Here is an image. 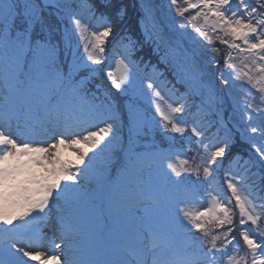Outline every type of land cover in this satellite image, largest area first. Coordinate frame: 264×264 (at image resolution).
<instances>
[{"label": "snow or ice", "instance_id": "6c2138e0", "mask_svg": "<svg viewBox=\"0 0 264 264\" xmlns=\"http://www.w3.org/2000/svg\"><path fill=\"white\" fill-rule=\"evenodd\" d=\"M134 7L139 37L122 0H0V264H264V0Z\"/></svg>", "mask_w": 264, "mask_h": 264}, {"label": "rangeland", "instance_id": "374dc122", "mask_svg": "<svg viewBox=\"0 0 264 264\" xmlns=\"http://www.w3.org/2000/svg\"><path fill=\"white\" fill-rule=\"evenodd\" d=\"M123 2L125 1H129L127 3V5L129 4L130 7H128L129 9V15H128V18H127V23L130 24V26H134V30H137V27H139L136 23V20H137V17H138V12L136 10V7H134V5L136 4V0H122ZM156 2L160 3L162 2V0H156ZM248 2L250 4L254 3V1L252 0H248ZM162 18V17H161ZM82 19L83 21L86 23L87 26H89V30L91 31L92 29H96V30H99V26L98 24H94V23H90L88 21V17L86 16V14H84L82 16ZM177 19H179V17H177ZM119 27V25L117 26ZM189 32H191V29H189ZM194 35V33H193ZM136 36L139 37V32L137 31L136 33ZM87 38H90L88 36V34L86 33V39ZM78 39V38H77ZM219 46V45H217ZM141 55H145L146 57H148L149 59L151 60H157V57L154 56L152 54V51H151V46L148 45V44H145L144 47H143V50L141 52H139ZM208 55H213V53L209 52ZM118 58V57H117ZM222 59V58H221ZM109 61H112V57H111V53L108 54V59L105 61V65H101L100 67H106L107 64L109 63ZM112 64H113V70L115 71V64H114V61H112ZM213 72L216 71V69H213L212 70ZM138 75L141 77V78H144L145 80H147V75L145 74H141L140 72L138 73ZM101 76V79L98 81L102 84H104L106 82V76H103V74L101 73L100 74ZM238 83V82H237ZM216 87H217V90L218 92H226L228 89L225 88V86L221 85L219 83V81L217 80L216 81ZM114 91V90H113ZM233 92L236 93V96L237 98H239L240 96L243 95L242 92H239L238 89H235L233 88L232 89ZM164 95V94H163ZM175 98H173L174 100ZM141 104V107L143 108H147L148 107V102L147 101H141L140 102ZM157 120H159V117H156ZM162 123V122H161ZM124 135H128V131L127 129L125 128L124 132H123V136ZM168 136H171L172 134L171 133H168L167 134ZM156 139L157 142H155L156 146L160 149H168L171 142L164 136L162 135L160 132H154L151 136H149L148 138H139L137 140V143L141 140V139H146V142L145 141H141V144H140V148L137 149L138 151H144L146 150V146L148 145V143L150 141H153L152 140ZM129 139V138H128ZM128 139H125L124 138V144H125V147H127V144H128ZM257 140L259 141V138H257ZM180 143H179V137L177 138V143L175 145V148L178 149L180 147ZM238 148H240L241 150H243L244 148H246L247 146L244 145V146H241V145H237ZM236 149H234L235 151ZM117 155H118V152H117ZM184 155H187V157L189 159H191V157L194 155V152H187L185 153ZM202 171V170H201ZM115 172H113L112 174V177H114V181L118 180V177L115 176ZM111 177V178H112ZM226 192V189L224 190ZM108 207L107 205V201L106 199L105 200H102V201H99L98 204H97V212H96V215H97V220H96V227H97V231L98 233H100L101 235L104 234V233H108V235L111 233L112 236L115 238L117 233L121 230V228L123 227V225H121L119 222H117L112 216L109 215V211H107L105 209V207ZM55 211H56V207H55V203L53 204V212H52V215L55 216ZM102 215H105V218L102 219ZM102 217V218H101ZM107 224H109L108 227L110 228H104V226H106ZM34 227H37V228H41L45 231H49L52 227V224H49L47 223V217L45 218V220L43 221H39L37 222ZM198 235V234H196ZM109 237V236H108ZM109 239V238H108Z\"/></svg>", "mask_w": 264, "mask_h": 264}, {"label": "trees", "instance_id": "16d2710c", "mask_svg": "<svg viewBox=\"0 0 264 264\" xmlns=\"http://www.w3.org/2000/svg\"><path fill=\"white\" fill-rule=\"evenodd\" d=\"M92 22H94V23H96L97 24V22L95 21V20H92ZM129 26H130V24H128ZM130 28H131V30H132V27L130 26ZM132 33H133V35H135V32H134V30H132Z\"/></svg>", "mask_w": 264, "mask_h": 264}, {"label": "bare ground", "instance_id": "6f19581e", "mask_svg": "<svg viewBox=\"0 0 264 264\" xmlns=\"http://www.w3.org/2000/svg\"><path fill=\"white\" fill-rule=\"evenodd\" d=\"M252 1H254V0H252Z\"/></svg>", "mask_w": 264, "mask_h": 264}]
</instances>
